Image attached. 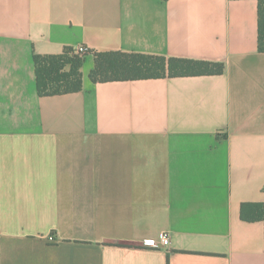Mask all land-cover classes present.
<instances>
[{"label":"crops","instance_id":"1","mask_svg":"<svg viewBox=\"0 0 264 264\" xmlns=\"http://www.w3.org/2000/svg\"><path fill=\"white\" fill-rule=\"evenodd\" d=\"M80 45L83 90L40 96L34 54ZM96 51L225 72L97 84ZM246 203H264L256 0H0V264H264Z\"/></svg>","mask_w":264,"mask_h":264},{"label":"trees","instance_id":"2","mask_svg":"<svg viewBox=\"0 0 264 264\" xmlns=\"http://www.w3.org/2000/svg\"><path fill=\"white\" fill-rule=\"evenodd\" d=\"M258 2V47L264 53V0ZM88 53L79 55L66 47L60 55L34 54L37 90L40 96H58L81 92L84 88L82 67ZM95 67L90 74L94 83L138 81L220 75L225 65L194 59L172 58L123 51L94 52ZM246 222L264 223V203H246L241 208Z\"/></svg>","mask_w":264,"mask_h":264},{"label":"built area","instance_id":"3","mask_svg":"<svg viewBox=\"0 0 264 264\" xmlns=\"http://www.w3.org/2000/svg\"><path fill=\"white\" fill-rule=\"evenodd\" d=\"M88 51H89V49L83 45H80L76 48V53L79 55H84V54L88 53ZM170 243H171L170 237L167 234H163L161 240L151 244L150 247L158 249L162 246L168 247L170 245Z\"/></svg>","mask_w":264,"mask_h":264}]
</instances>
